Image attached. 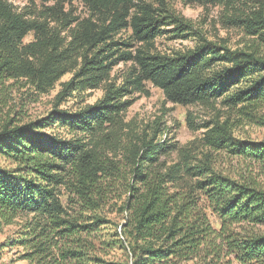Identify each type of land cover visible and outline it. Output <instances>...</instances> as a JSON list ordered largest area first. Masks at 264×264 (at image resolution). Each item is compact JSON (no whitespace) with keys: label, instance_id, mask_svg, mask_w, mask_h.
<instances>
[{"label":"trees","instance_id":"1","mask_svg":"<svg viewBox=\"0 0 264 264\" xmlns=\"http://www.w3.org/2000/svg\"><path fill=\"white\" fill-rule=\"evenodd\" d=\"M42 1L81 2L103 24H80L65 48L45 22L28 20L0 0V109L16 86L43 96L75 72L46 115L0 120V221L9 226L28 218L11 241L25 250L22 260L264 264V188L252 177L264 176V140L242 139L229 119L213 120L204 126L210 153L202 160L188 148L141 138L132 130L126 141L117 137L131 107L125 99L133 91L144 92L146 83L160 89L169 103L211 106L223 100L231 109L242 106L243 115L256 121L255 111L264 106V60L206 40L177 57L144 48L134 57L123 54L120 60L135 67L116 87L111 83L114 56L125 44L113 39L123 30L132 28L137 41L151 46L163 34L162 26L176 25L182 33L189 25L174 15L157 16L145 0ZM180 1L225 7L235 25L264 44V0ZM32 33L35 40L26 43ZM77 52L79 69L71 67ZM102 88L104 98L94 105L62 109L67 99ZM258 120L264 125L263 118ZM117 151L124 154L120 164L111 158ZM175 152L178 160L169 162ZM213 153L240 159L250 167L251 178L219 171ZM111 197L121 215L118 223L104 213ZM117 251L123 261L114 256Z\"/></svg>","mask_w":264,"mask_h":264},{"label":"rangeland","instance_id":"2","mask_svg":"<svg viewBox=\"0 0 264 264\" xmlns=\"http://www.w3.org/2000/svg\"><path fill=\"white\" fill-rule=\"evenodd\" d=\"M11 3L17 13L23 15L28 20H38L45 22L47 29L54 31L59 36L65 48L69 47L73 41V35L78 26L86 21L93 25H102L101 18L92 13L90 8L81 2L59 3L51 1L44 3L42 0H6ZM165 4L160 5L157 0H145L157 11V16L166 17L174 15L191 28L188 31L176 32V25L167 24L161 27L163 34L159 35L151 44L146 46L137 41L133 34V29L123 30L113 41L120 42L119 52L115 54V66L111 74V83L120 87L125 83L127 76L135 67L134 62L120 60L123 54L131 53L134 56L139 50L144 48L153 54L177 57L195 49L201 41L215 43L218 46L227 47L234 52H244L254 54L259 59L264 60V44L256 37L249 35L246 30L235 25L233 14L222 6L209 5L203 7L198 4H185L180 0H164ZM137 12V11H136ZM134 12V13H136ZM166 31V33H165ZM188 35L187 38L186 36ZM35 40L34 33L30 34L26 43ZM61 46V45H59ZM75 60L71 67L81 64L80 52L75 54ZM74 71L65 75L57 83L54 90L43 96L33 95L30 87L16 86L13 95L8 98V103L0 109V120L15 118L16 120H35L42 115L49 113L57 101L58 94L63 89V84L70 81L74 76ZM144 92L133 91L125 100L131 102V107L124 115L123 131L118 138L127 139L129 130L134 131L141 138L149 136L159 142L172 143L180 148L192 151V155L198 159H204V154L210 153L209 148L203 142L204 134L208 131L204 126L213 120L221 122L229 119L236 128L235 136L253 141L264 140V125L259 124L260 118L264 119V106L255 111L258 117L254 121L249 116L243 115L242 106L238 108L228 107L223 100H219L213 105H175L169 103L164 93L150 83L145 84ZM104 89L88 91L67 99L63 103L62 109L76 110L81 107L94 105L104 98ZM55 131V129L53 130ZM58 131V130H57ZM56 131V132H57ZM129 132V133H128ZM164 132L163 135L161 133ZM63 136L71 138L72 136ZM216 168L224 174L241 179L250 175V167L240 159L229 158L225 154H212ZM116 163L125 161L122 151H117L111 157ZM178 160L177 152L168 157L169 162ZM3 164V163H1ZM256 169V168H255ZM257 172V171H255ZM259 186L264 188V176L255 174ZM251 178V177H250ZM68 195L67 192H65ZM73 197V196H72ZM110 204L104 210L105 216L120 222L121 215L117 214L114 197L109 198ZM67 203V197H62ZM114 210V211H113ZM26 217H20L12 225L6 226L0 221V264H28L21 258L23 248L13 247L11 241L19 227L26 222ZM215 219H213L214 221ZM114 256L118 260H124L122 252L117 251ZM234 264H237L234 262Z\"/></svg>","mask_w":264,"mask_h":264}]
</instances>
